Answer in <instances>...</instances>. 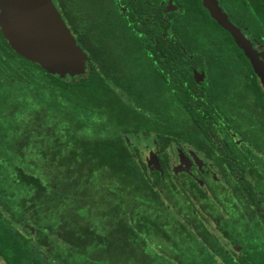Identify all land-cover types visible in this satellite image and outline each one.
I'll return each mask as SVG.
<instances>
[{
    "label": "trees",
    "instance_id": "16d2710c",
    "mask_svg": "<svg viewBox=\"0 0 264 264\" xmlns=\"http://www.w3.org/2000/svg\"><path fill=\"white\" fill-rule=\"evenodd\" d=\"M58 1L93 66L81 78L45 72L12 50L0 31V101L8 100L9 107L0 112V257L7 264H46L52 256L59 264H78L79 253L98 264H125L129 257L124 252L143 245L146 257L140 264H235L221 245V237L231 236L230 222L222 218L231 215L237 203L247 201L250 158L259 161L255 178L259 190L264 186V91L258 78L254 75L250 84L256 107L251 122L258 123L255 128L261 132L253 134L254 154L235 164L231 158L224 159L221 169H232L236 179L242 178L232 181L227 190L214 182L208 193L190 177L180 180L169 167L164 172L150 169L128 135H154L167 158L168 148L173 142L182 146L185 134V121L178 116L167 125L164 120L138 115L137 109L145 107L144 100L140 106V95L147 83L135 77L136 69L139 73L154 63L148 82L161 85L169 80L174 95L184 96L187 69L203 53L197 50L190 59L184 47L232 46L244 56L240 48L200 0H175L179 3L175 11H180L169 9L166 15L163 6H157L162 0L151 4L150 0H130L125 12L105 0H74V11ZM85 3L89 6L82 8ZM115 90L131 95L133 107L123 103ZM175 104L184 105L182 100ZM3 106L7 105L0 103V109ZM163 108L160 105L158 113ZM94 114L100 116L96 121ZM218 120L212 116L192 119L208 138L212 133L219 135ZM179 194L184 199L171 204L169 199ZM174 207L178 210L173 211ZM203 210L218 226L204 223ZM245 215L239 214L241 222ZM106 230L120 239L121 247L116 249L122 258L93 260L92 247L109 253L104 245ZM158 246L164 249L158 251Z\"/></svg>",
    "mask_w": 264,
    "mask_h": 264
},
{
    "label": "flooded vegetation",
    "instance_id": "af4514ba",
    "mask_svg": "<svg viewBox=\"0 0 264 264\" xmlns=\"http://www.w3.org/2000/svg\"><path fill=\"white\" fill-rule=\"evenodd\" d=\"M53 1L58 9H60L58 0ZM121 1L125 2L122 8L127 10L130 6V0ZM112 2L118 6L117 0H110L109 3L113 4ZM147 2L151 4L150 1ZM170 3L173 4L169 5ZM218 3L228 19L251 41L253 47L259 52H263L264 0H238L237 3L233 5L232 3L228 5V0H218ZM257 5L260 6L258 10H256ZM157 6H163L162 11L163 14L166 15L170 8L174 9L175 6L179 7V3L175 0H162ZM172 11L179 12L180 9L176 11L171 10L170 12ZM165 19L166 18H164V21H166ZM228 34L231 36L229 32ZM187 41L190 43L189 40ZM183 49L186 53L189 52L188 57L190 59H194V53L197 50L203 51L200 57H196L195 65L188 66L189 69H187L186 78L183 80L185 85L183 89L184 96H178L177 94L176 97V95H174L173 89L169 87V80H167L166 84L162 81L163 83L161 85L155 82L156 84L154 85L157 86V89L154 90L153 82H148L149 80L146 79L153 77V72L150 71H154V63L146 69L147 71H143V68L141 71L139 70V73L135 76L139 78V80H144L147 83L146 86L149 84L152 85L149 89H143V100L144 97L150 98L155 94L158 99L163 95L168 96L169 107L171 105V98L174 99V103H179L180 100H182L184 105L179 106L178 104H174L170 108L175 110V106L176 108H178L177 106L182 107L178 110L182 117L179 114L177 116L180 117L179 119H189V123L185 122L182 128L185 132L183 136L185 145H180L181 147L176 149L177 159L175 161L170 162L167 153V158H165L163 155L165 152L161 151L158 146V149L154 148V150L150 149L148 151L145 162L147 164V159L150 153L153 152L158 157L160 170L152 169L147 165L150 169L164 172V169L169 167V169L171 168V172H173L176 177L180 178V180L190 177L197 181L208 193H210L209 187H211V184L214 182L217 183L220 188L224 187V189L227 190L229 187H232L230 183L232 181L235 182L236 177L234 176H236V174L232 169L229 171L227 169H221L220 166L226 164L224 159L231 158L233 160H231V162L235 164L236 160L244 159L245 155L249 156L254 154L256 144H254L253 134L261 132V130L255 128V126H259V124L251 122L252 118H254L256 107L254 94H252L253 88L250 84L253 83L252 78H254L256 74L249 59L245 56L241 48L240 50L244 56L237 54L238 48L235 49L232 46L196 48L188 45ZM250 70H252V72ZM228 74L233 75L228 78ZM138 82L139 81L136 80L135 83ZM258 82L260 83L259 79ZM262 89L264 91L263 87ZM192 101H196L197 104H193ZM169 107H167L166 111L164 105V108L159 111H164L168 114L166 121H164L167 125L173 120ZM211 116L219 119L220 127H215L216 130L219 129L218 131L220 133L219 135L212 133L208 138L192 119ZM192 122L196 125L195 127L192 125ZM167 128L169 130L171 126H167ZM153 131L155 133L156 129ZM155 142L157 141L155 140ZM238 156L241 158H237ZM181 157L184 158L183 162L181 161ZM257 162L259 161L254 158H250L248 161V176L251 182V192L247 191V201H245V205L244 203H237L238 207L231 211L233 213L231 215H225L224 218H222L226 220L227 223L230 222L228 228L231 232V236L230 238L224 237L223 239L221 237V245L224 247L223 250L226 257L235 264H242V261H246L247 264H264V201H258L259 198L264 199V186L262 185V190H259V181L255 178L260 168V164ZM175 168H177V172H175ZM241 179L242 178H238L236 180L239 181ZM239 193H242L240 189ZM219 209L225 213L230 211L225 208ZM245 212V222H241L239 214H244ZM201 214L207 226L216 225L215 220L209 216L206 210H203ZM242 229L246 230V233H240ZM34 242H38V240ZM57 242L58 240L55 239L54 243ZM142 247L143 245H140L137 247L138 249L136 248L135 250L143 251ZM47 250L51 251L49 248ZM148 256L152 259L154 258L150 253ZM55 257H50L49 259L52 261L48 262L59 264ZM0 260L3 261V264H7L1 257Z\"/></svg>",
    "mask_w": 264,
    "mask_h": 264
},
{
    "label": "water",
    "instance_id": "95a60500",
    "mask_svg": "<svg viewBox=\"0 0 264 264\" xmlns=\"http://www.w3.org/2000/svg\"><path fill=\"white\" fill-rule=\"evenodd\" d=\"M201 2L211 18L229 32L242 49L264 88V51L259 52L253 47L228 19L218 0ZM0 31L12 50L49 74L79 79L87 71L88 56L53 0H0ZM183 159L181 157L182 162ZM147 165L160 170L158 157L153 152L147 159Z\"/></svg>",
    "mask_w": 264,
    "mask_h": 264
},
{
    "label": "rangeland",
    "instance_id": "374dc122",
    "mask_svg": "<svg viewBox=\"0 0 264 264\" xmlns=\"http://www.w3.org/2000/svg\"><path fill=\"white\" fill-rule=\"evenodd\" d=\"M62 1H63V4H65V6L68 7V10L69 11H71V10L74 11V0H62ZM106 1H107V4L110 5V3H109L110 0H105V2ZM117 1H118V3H117L118 6L117 7L119 8V10H121L122 12H125L126 9H123L122 8V7H124V3L121 0H117ZM151 1H154V0H150V2ZM237 1L238 0H228V2H229L228 5H231V3H232V5L234 3L236 4ZM81 3H83V2L81 1ZM58 4H59V1H58ZM81 6H82V8H87V6H89V4L85 3V4H82ZM59 7H60V9H58V10H59V12H61L63 14L62 17L64 18L66 24L68 25V27L70 29H72V24H71L70 20L67 17L69 14H66L65 15L66 11L64 10V7L61 4H59ZM90 13H93V12H90ZM73 15H74V13H73ZM91 16H92L93 22H95V19H97V17L95 16V14H92ZM152 22H155V21H152ZM156 27L160 31H165V29L162 28L163 25H159V26L157 25ZM169 30L170 29H168V31ZM126 43H124V45L125 46H128V45H126ZM92 69H93L92 64L88 63L87 70L90 71ZM134 72L137 74L138 73L137 69ZM232 75L233 74H228L227 76H228V78H230ZM108 84H109L110 87L113 86L110 81L108 82ZM151 86L152 85L149 84L146 87L149 89V87H151ZM153 88H154V90H156L157 89V86L153 84ZM146 91H147V89H146ZM116 93L119 94V96L122 99L123 103H125L126 105L132 106V103H131V95H128V94L123 95V94L119 93L118 91H116ZM5 94L8 95L9 93L6 91ZM140 97H141V100H140V106H141L142 103H143V96L140 95ZM0 103L1 104L2 103H5L7 105V106H3L2 109H0V112L1 113L7 112L8 108H9L8 107V100H3L2 102L0 101ZM170 103H171L170 107L175 104L173 98L170 99ZM144 105H145V107H141V109H137V113H138V115L140 117L143 118L145 116H148L150 119H152V120L154 119L153 121H156V122H158V120H164V121H166V118H167V115L168 114L166 112H164V111L158 113V110H159V106L160 105H165L166 111H167V107H169V97L168 96H164L163 95V96L159 97V99H158V97H157L156 94L154 96L150 97V98L144 97ZM170 107H169L170 114L173 116V118H175L178 114L181 116V113H179L178 110L181 109L182 107L176 108V106H175V110L172 109V108H170ZM143 109H144V111H142ZM154 110H156V112ZM126 111H130V110H126ZM130 112L132 113V111H130ZM98 118H100V116H97L96 114H94V120L96 121ZM121 120H122V123L124 124V126L125 125H129L128 122L126 120H124V116L121 118ZM31 121H34V120L32 119ZM182 121L183 122L185 121L186 123H189L188 122L189 119H186V118L185 119H182ZM192 125L194 127L196 126L193 122H192ZM30 127H31V125H28L27 126V130L28 131L30 130ZM116 127H117V125L115 124L114 128H116ZM125 127H127V126H125ZM128 141L131 142V143H133V146L134 147H137L138 148V151H139V153H140V155H141V157H142V159L144 161L146 160L147 155H148V151L150 149L151 150H154V148L158 149V145L155 142V136L154 135H151L149 137H145V136H137L136 134H134V135L131 134V135H128ZM183 145H185L184 142L182 143V146ZM178 147H181V146L178 145L176 142H173V144L168 148V150H167L168 151L167 152V157L169 156L168 158H169V161L170 162L175 161L177 159L176 149ZM66 176L68 177V175H66ZM62 180L68 181V178H65V179L62 178ZM71 181L72 180H70V182ZM63 182L64 181H62V183ZM73 188H74V185H73ZM181 199H184V197L179 194V197L174 198V199H169V201H170L171 204H173L175 200H181ZM172 210L173 211H177L178 210V207H174ZM103 232H104V235H105L104 245L108 247L109 253H107V255H106V253H104L103 251H101L99 249H95L94 247H92L91 250H89L90 256L93 257V260L100 259V258H106V257H111V258L121 257L122 258V256H120V253H119L118 249H116V248H120L121 247L120 246V241H119L120 239H118V236L116 234H114L113 232L112 233L109 232L108 230L103 231ZM76 242H78V241L76 240ZM156 244H159L160 245L161 244V241L157 242ZM162 249H164V246H158V251H161ZM126 252H127V254H126ZM145 253L146 252L139 251V250H136V251H134V250L133 251L126 250L124 252V257L126 256V257H129V258H128V260H123V262L125 264H140V263L144 262L142 260H145L144 259V257H146ZM154 254L157 255V252H154ZM79 255H80L79 253H76V257H77L76 260H77L78 264L80 262L82 264H92L91 262H93V264L96 263L94 261H88L85 258L80 257ZM40 258H41V256H40ZM43 260H44V262L46 261L45 258ZM83 260H85L86 262H84ZM2 262L3 261L0 260V264H3ZM46 264H54V263L53 262H51V263L48 262ZM96 264H98V263H96Z\"/></svg>",
    "mask_w": 264,
    "mask_h": 264
}]
</instances>
